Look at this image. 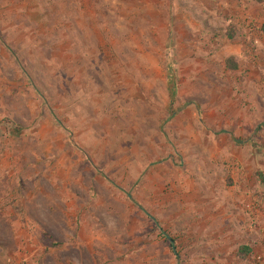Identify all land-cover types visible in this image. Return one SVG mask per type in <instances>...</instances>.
<instances>
[{"label":"rangeland","instance_id":"374dc122","mask_svg":"<svg viewBox=\"0 0 264 264\" xmlns=\"http://www.w3.org/2000/svg\"><path fill=\"white\" fill-rule=\"evenodd\" d=\"M0 264H264V0H0Z\"/></svg>","mask_w":264,"mask_h":264},{"label":"trees","instance_id":"16d2710c","mask_svg":"<svg viewBox=\"0 0 264 264\" xmlns=\"http://www.w3.org/2000/svg\"><path fill=\"white\" fill-rule=\"evenodd\" d=\"M170 92H171V94H172V96H174L175 95V86L174 85H171V89H170ZM239 143V142H238ZM248 251V249L246 248V247H241L240 248V252L241 253H246Z\"/></svg>","mask_w":264,"mask_h":264},{"label":"water","instance_id":"95a60500","mask_svg":"<svg viewBox=\"0 0 264 264\" xmlns=\"http://www.w3.org/2000/svg\"><path fill=\"white\" fill-rule=\"evenodd\" d=\"M129 198H131V196H129ZM167 238L171 242V244L174 246V241L171 238H169V237H167ZM173 250L176 252V248L175 247H173Z\"/></svg>","mask_w":264,"mask_h":264}]
</instances>
